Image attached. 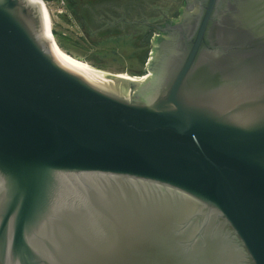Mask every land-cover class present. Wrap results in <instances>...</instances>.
Instances as JSON below:
<instances>
[{
	"label": "water",
	"instance_id": "1",
	"mask_svg": "<svg viewBox=\"0 0 264 264\" xmlns=\"http://www.w3.org/2000/svg\"><path fill=\"white\" fill-rule=\"evenodd\" d=\"M123 19L157 29L143 79L0 0V264H264V0Z\"/></svg>",
	"mask_w": 264,
	"mask_h": 264
},
{
	"label": "rangeland",
	"instance_id": "2",
	"mask_svg": "<svg viewBox=\"0 0 264 264\" xmlns=\"http://www.w3.org/2000/svg\"><path fill=\"white\" fill-rule=\"evenodd\" d=\"M44 1L49 9L51 32L56 42L59 39L64 48L95 68L109 73L128 72L137 79H143L147 68V55L151 50L149 44L145 40L142 44L141 40L147 25L133 23L134 26H128L130 22L106 15L103 17L99 11H94V19L90 18L89 7L100 10V3L104 0ZM171 1L152 0L150 6L168 11ZM91 19L95 22L92 23ZM114 30L117 32H113ZM144 49L146 52L143 53Z\"/></svg>",
	"mask_w": 264,
	"mask_h": 264
},
{
	"label": "flooded vegetation",
	"instance_id": "3",
	"mask_svg": "<svg viewBox=\"0 0 264 264\" xmlns=\"http://www.w3.org/2000/svg\"><path fill=\"white\" fill-rule=\"evenodd\" d=\"M115 2L110 3L107 2L106 5H102L99 9H96V12H100L101 16L105 17L104 15L110 17V18H131V19H147L154 23H162V22H168L169 20L173 19V21L169 22H175L179 19H177L179 16H181L183 12V7L185 6V0H172L170 3V7L168 11L163 10V8H157L153 6H150L151 1H145L142 3H138L136 8L133 6L126 7L124 5L123 1L120 0H114ZM109 5H113V10L109 12L110 9H108ZM150 6V7H149ZM129 16V17H127ZM139 18H136V17ZM147 25V29L144 32L143 39L149 44V46L153 47L155 44V41H158L159 39L156 38L157 29L149 24ZM174 31L177 33V31L173 28L170 29V31ZM151 53V50L149 54Z\"/></svg>",
	"mask_w": 264,
	"mask_h": 264
},
{
	"label": "bare ground",
	"instance_id": "4",
	"mask_svg": "<svg viewBox=\"0 0 264 264\" xmlns=\"http://www.w3.org/2000/svg\"><path fill=\"white\" fill-rule=\"evenodd\" d=\"M43 5L45 7V11L47 14V18H48V26H49V30L51 29V17H50V13H49V9L47 7L46 2L43 0ZM53 32H51V39L53 41V49L55 51V54L57 55V57L59 58L60 61H62L65 65L80 71L82 73H91V74H105V73H109L106 72L104 70L98 69L93 67L91 64H89L88 62H86L85 60L83 61L82 59H79L75 56H73L72 54L68 53L67 51H65L55 40L54 34H52ZM116 75H121L123 77H127V78H132L135 79V77H133L130 73L128 72H117L115 73ZM145 76V74H143ZM143 76V77H144Z\"/></svg>",
	"mask_w": 264,
	"mask_h": 264
},
{
	"label": "trees",
	"instance_id": "5",
	"mask_svg": "<svg viewBox=\"0 0 264 264\" xmlns=\"http://www.w3.org/2000/svg\"><path fill=\"white\" fill-rule=\"evenodd\" d=\"M110 1H111L112 3L115 2L114 0H107V1L104 0V2H101V3H100V6H102V5H106L107 2H110ZM120 1H123V0H120ZM145 1H152V0H124L123 2H124V5H125L126 7L133 6V7L136 8V6H137L138 3H142V2H145ZM112 8H113V5H109V6H108V9H110L109 12H111V11L113 10ZM88 11H89V16H90V18L94 19V16H93V15H94V11H96V10L92 9L91 7H89V10H88ZM92 19H91V21H92V23H94L95 20H92ZM104 20H106V19H104ZM102 22H103V21H102ZM127 22H128V21H127ZM128 26H134V24H133V23H130V24L128 23ZM54 31H55L56 34H58V33H57V30L54 29ZM113 32H117V30H114ZM141 40H142V44H143V43H144V41H143L144 39L142 38V36H141ZM58 41H59L58 44L61 45L62 48L66 51L67 48H64L63 44L61 43V41H60L59 39H58ZM58 41H57V42H58ZM67 52L69 53L70 51L67 50ZM144 52H146L145 49H144L143 53H144ZM71 53H72V52H70V54H71ZM72 55L74 56L75 54L72 53ZM144 56H145V55L143 54V59H144ZM75 57H76V56H75ZM147 57H148V55H147ZM77 58H78V57H77ZM79 59H80V58H79ZM82 60H83V59H82ZM83 61H84V60H83ZM138 75H142V74H141V73H140V74L138 73Z\"/></svg>",
	"mask_w": 264,
	"mask_h": 264
}]
</instances>
